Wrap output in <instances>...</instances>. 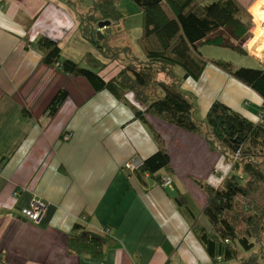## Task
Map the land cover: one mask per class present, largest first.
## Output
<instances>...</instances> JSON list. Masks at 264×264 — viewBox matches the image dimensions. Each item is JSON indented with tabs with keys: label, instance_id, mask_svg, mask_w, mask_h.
I'll list each match as a JSON object with an SVG mask.
<instances>
[{
	"label": "crops",
	"instance_id": "1",
	"mask_svg": "<svg viewBox=\"0 0 264 264\" xmlns=\"http://www.w3.org/2000/svg\"><path fill=\"white\" fill-rule=\"evenodd\" d=\"M76 8L59 0H0V264H211L172 198L188 194L202 211L208 197L193 180L222 187L229 173L219 178L221 154L201 136L154 116L136 119L109 92L95 93L84 78L42 62L33 47L39 36L57 41L61 57L71 62L85 66L86 56L105 61L82 37ZM224 55L236 77L208 64L198 81L180 85L195 102L194 118L204 122L218 100L257 121L262 100L245 83L264 66H247V58L229 50ZM62 88L68 98L48 115ZM155 133L168 152L172 183L145 189L123 165L154 153ZM37 201L44 207L33 223L21 210ZM83 216L92 229L113 232L120 246L101 260L71 255L67 236Z\"/></svg>",
	"mask_w": 264,
	"mask_h": 264
},
{
	"label": "trees",
	"instance_id": "2",
	"mask_svg": "<svg viewBox=\"0 0 264 264\" xmlns=\"http://www.w3.org/2000/svg\"><path fill=\"white\" fill-rule=\"evenodd\" d=\"M59 1L74 6L70 0ZM117 1L92 0L91 9L99 16L95 21L109 20L113 25L120 20L122 13L116 7ZM130 1L141 13V34L137 39L140 57L121 46H118L119 52L124 48L130 54L126 58L120 60L116 52L108 54L106 40L97 39L96 27L91 28L89 22L93 18L89 17L88 22L79 16L82 36L104 58L116 61V65L122 64L115 73L102 72L105 65L91 56L84 58L85 66L62 58L57 41L46 36H39L33 47L39 51L44 64L57 67L67 76L84 78L95 93L109 92L118 102L129 105L136 119L143 120L148 114L199 135L211 151L226 158L234 173L226 176L222 187L214 188L206 181L193 180L208 197L202 211L188 194L176 193L173 202L188 221L211 264H264L261 255L249 258L242 254L250 253L262 241L264 233V69L250 84L245 83L262 100L257 121L248 120L218 100L208 108L204 122L199 121L193 115L192 96L180 89L188 78L198 81L208 64L236 77L232 64L206 55L202 48L210 45L247 58L245 43L251 38V23L241 19L238 0ZM176 68L181 73L176 74ZM128 94H133L143 107L137 109ZM67 98V91L60 89L47 107L48 115L55 114ZM154 138L157 150L143 159L133 174L145 189L153 182L159 184L165 173L167 176L172 172L163 140L156 133ZM83 217L75 222L67 236L71 255L101 260L109 249L120 246L108 228L92 229L87 216ZM238 224L243 227L242 231Z\"/></svg>",
	"mask_w": 264,
	"mask_h": 264
},
{
	"label": "rangeland",
	"instance_id": "3",
	"mask_svg": "<svg viewBox=\"0 0 264 264\" xmlns=\"http://www.w3.org/2000/svg\"><path fill=\"white\" fill-rule=\"evenodd\" d=\"M238 1L241 5V14H240L241 19H243V21L246 22L247 24L251 23L252 28H253V26L255 24L252 20V17L246 11V8H247L246 6H247L249 0H238ZM69 3L77 7L76 8L77 21H80V19H78L77 13L80 14V17H82V16L85 17V19L88 22H89V20H88L89 17L93 18V21L89 22L91 25V28L96 27L95 31H99L100 34L103 36L102 39H99V40H102V41L106 40V43L108 44V47L110 48V50L108 51L109 53L107 52L108 54H113V52H116V53H118L117 58H119L121 60V59L126 58L127 55H130V54H128V52H126L124 50V48H129L131 50V52H133L134 55L138 54L139 57L142 56L140 47H139L138 42H137V39L139 38V36L141 34V13H140L138 7L132 1H130V0H118L116 3V7L122 13V18L120 20H117V22H114L113 25H112L111 21L106 20L110 23V25L104 29H99L97 27V24L99 22L97 23L95 20L99 16H97L98 13H94L93 10L91 9L92 0H70ZM92 14H94V15H92ZM46 24L50 25V21L47 19H46ZM252 28L250 29L251 37L253 36ZM81 34H82V32H81ZM119 45L121 47H124V48H122L123 52L118 51ZM245 47H246L249 55H248L247 59H245L243 62L247 63V66H248V64H250V65L260 64V65L264 66V64H263L264 50L261 51L260 56H257L253 52L250 51V49L247 46V42L245 43ZM202 52L205 53L206 55H213V57L222 58L226 62L231 61L226 55H224V50L222 48H219V47L204 45L202 48ZM226 52H227V50H226ZM229 52L232 53L233 55H236L237 58H241V56L236 54L235 52L230 51V50H229ZM104 59H105V61H104L105 63L104 62H102V63L105 66H104V70L102 72H105V71L116 72L119 69H121L122 64L116 65V63H117L116 61L112 62L106 58H104ZM254 67L257 68L256 66H254ZM178 72L181 73L180 68L175 69V73L178 74ZM221 160H222V163H220L217 167V170L222 171L221 174L219 175V178L223 177V175L227 172L230 174L234 173L231 169L230 162L226 163L225 162L226 158H224L223 156H222ZM132 161H135V160H132ZM167 176H171V175H167ZM171 179H172V176H171ZM40 213H42V209H41ZM39 219H40V216H39L38 220L31 221V222L37 223V222H39ZM83 219H84V217H81V220H83ZM238 227L241 229V231L243 230V227L241 225L238 224ZM262 235H263L262 241L261 242L259 241V244L255 243L256 244L255 248L253 251H251V253L254 255H261L262 257L260 256V258H264V233ZM251 253H249V255ZM242 254H243V256L248 257V254H246V255H245V253H242ZM249 258H252V256Z\"/></svg>",
	"mask_w": 264,
	"mask_h": 264
},
{
	"label": "bare ground",
	"instance_id": "4",
	"mask_svg": "<svg viewBox=\"0 0 264 264\" xmlns=\"http://www.w3.org/2000/svg\"><path fill=\"white\" fill-rule=\"evenodd\" d=\"M246 7L255 24L252 28L253 36L247 41V46L251 52L260 56L264 50V0H249Z\"/></svg>",
	"mask_w": 264,
	"mask_h": 264
},
{
	"label": "built area",
	"instance_id": "5",
	"mask_svg": "<svg viewBox=\"0 0 264 264\" xmlns=\"http://www.w3.org/2000/svg\"><path fill=\"white\" fill-rule=\"evenodd\" d=\"M62 138L65 140V141H68L69 138H70V134L68 133H65L63 134ZM141 162H136V161H132V160H128L124 163V167L131 171V172H134L136 171L137 169H139V166H140ZM171 178L169 176H165L162 178L161 180V184L162 186H167V185H170L171 184ZM44 207V204H42L41 202L37 201V202H33V204L31 205V207L29 208H26V209H23L21 210V215L29 220V221H35V220H38L39 216H40V212H41V209H43Z\"/></svg>",
	"mask_w": 264,
	"mask_h": 264
},
{
	"label": "water",
	"instance_id": "6",
	"mask_svg": "<svg viewBox=\"0 0 264 264\" xmlns=\"http://www.w3.org/2000/svg\"><path fill=\"white\" fill-rule=\"evenodd\" d=\"M110 25V23L108 22V21H100L98 24H97V27L99 28V29H104V28H106V27H108ZM96 35H97V39H102V35L100 34V32L99 31H96Z\"/></svg>",
	"mask_w": 264,
	"mask_h": 264
},
{
	"label": "clouds",
	"instance_id": "7",
	"mask_svg": "<svg viewBox=\"0 0 264 264\" xmlns=\"http://www.w3.org/2000/svg\"><path fill=\"white\" fill-rule=\"evenodd\" d=\"M165 177V176H164ZM170 178H171V176H169ZM171 181H172V179H171ZM172 183V182H171Z\"/></svg>",
	"mask_w": 264,
	"mask_h": 264
}]
</instances>
